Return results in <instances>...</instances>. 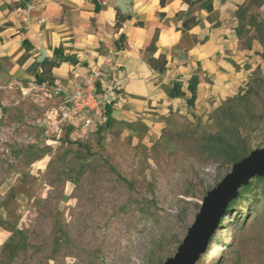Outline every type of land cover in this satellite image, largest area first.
<instances>
[{"label":"rangeland","instance_id":"374dc122","mask_svg":"<svg viewBox=\"0 0 264 264\" xmlns=\"http://www.w3.org/2000/svg\"><path fill=\"white\" fill-rule=\"evenodd\" d=\"M249 1L229 23L246 79L223 98L161 103L92 129L57 127L59 100L1 80L0 66V264H164L175 256L205 196L236 163L210 157L204 137L224 134L244 157L264 148V3ZM258 177L239 189L196 264H264Z\"/></svg>","mask_w":264,"mask_h":264},{"label":"crops","instance_id":"0c3cea01","mask_svg":"<svg viewBox=\"0 0 264 264\" xmlns=\"http://www.w3.org/2000/svg\"><path fill=\"white\" fill-rule=\"evenodd\" d=\"M247 1L212 0L209 11L184 0H0L1 80L69 85L74 64L91 71L110 55L98 83L110 122L139 119L161 103L192 105L190 85L196 102L230 96L247 71L229 23ZM192 16L198 23L184 28ZM163 61V69L156 66ZM53 99L60 110L61 98Z\"/></svg>","mask_w":264,"mask_h":264},{"label":"water","instance_id":"95a60500","mask_svg":"<svg viewBox=\"0 0 264 264\" xmlns=\"http://www.w3.org/2000/svg\"><path fill=\"white\" fill-rule=\"evenodd\" d=\"M255 176H264V148L253 150L237 161L230 173L205 196L200 211L174 257L164 264H196L206 252L239 189Z\"/></svg>","mask_w":264,"mask_h":264},{"label":"built area","instance_id":"2783aa9c","mask_svg":"<svg viewBox=\"0 0 264 264\" xmlns=\"http://www.w3.org/2000/svg\"><path fill=\"white\" fill-rule=\"evenodd\" d=\"M45 20L42 17L39 22L44 23ZM115 50V47H111L110 53ZM111 62L112 58L109 55L103 63L95 65L91 71H86L81 65L74 64L69 85L32 83V89H41L44 97L61 98L60 113L56 110L57 120L52 121L54 122L52 125L57 127L60 124L69 125L79 117L84 118L82 127L85 129L106 125L104 99L98 94V83L105 74L106 66Z\"/></svg>","mask_w":264,"mask_h":264},{"label":"trees","instance_id":"16d2710c","mask_svg":"<svg viewBox=\"0 0 264 264\" xmlns=\"http://www.w3.org/2000/svg\"><path fill=\"white\" fill-rule=\"evenodd\" d=\"M185 2L189 3L190 5H194L197 2H201V6L206 8L207 10L211 11L213 10V4L212 0H184ZM162 3L165 2V0H161ZM249 3L251 5L261 6L264 3V0H250ZM241 8V7H240ZM240 10V9H239ZM198 20L195 16H192L184 21V28H190L191 25L197 24ZM165 62H160L159 64H156V66L160 67L161 69L164 68ZM190 90H192L193 95L190 99V103L193 104L195 100V94H194V88L193 85H190ZM106 112L108 113L107 117V125H110V112L111 108H109V105H106ZM106 113V114H107ZM236 131L237 129H232V131ZM205 139V151L208 153V155L214 159H223L225 161H232L237 162L244 158V156L241 155L237 151L236 143H233L229 140L227 136L224 134L218 133V134H209L204 137ZM258 179H264V177H258ZM233 203L230 204L228 210L232 207ZM227 210V211H228Z\"/></svg>","mask_w":264,"mask_h":264},{"label":"bare ground","instance_id":"6f19581e","mask_svg":"<svg viewBox=\"0 0 264 264\" xmlns=\"http://www.w3.org/2000/svg\"><path fill=\"white\" fill-rule=\"evenodd\" d=\"M129 260V259H128Z\"/></svg>","mask_w":264,"mask_h":264}]
</instances>
